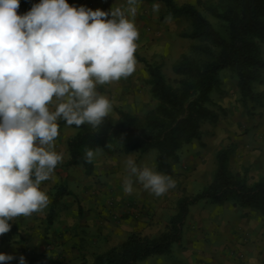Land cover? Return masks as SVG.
Here are the masks:
<instances>
[{
  "label": "clouds",
  "instance_id": "9594fccd",
  "mask_svg": "<svg viewBox=\"0 0 264 264\" xmlns=\"http://www.w3.org/2000/svg\"><path fill=\"white\" fill-rule=\"evenodd\" d=\"M19 6L20 0H0V236L10 232V222L48 207L41 184L54 179L64 158L55 151L59 121L93 130L104 124L113 103L98 86L135 72L139 39L138 0L109 11L40 0L19 15ZM98 151L86 149L85 161L92 163ZM126 173L125 195L136 190L134 183L157 197L176 186L132 156ZM13 259L0 253V264ZM19 264H26L23 255Z\"/></svg>",
  "mask_w": 264,
  "mask_h": 264
},
{
  "label": "trees",
  "instance_id": "16d2710c",
  "mask_svg": "<svg viewBox=\"0 0 264 264\" xmlns=\"http://www.w3.org/2000/svg\"><path fill=\"white\" fill-rule=\"evenodd\" d=\"M145 1L163 2L170 15L189 20L191 30L184 36L198 41L190 48L202 59L183 54L173 65V71L181 77L179 86L174 87L161 64L136 54V59L146 66L157 106L144 117L115 107L120 121L107 118L95 130L87 124L70 126L76 131L66 142L69 154L66 167L84 166L90 174L94 161H85V150H104L118 141L125 153L144 154L155 149L156 170L171 176L173 164L179 161V149L201 137L203 122L218 120V112L208 104L212 90L221 84L222 70L229 69L239 77L238 86L244 99L255 100L258 95L253 83L260 80L264 70V0H225L223 7L205 4V10L225 23V33L216 29L196 5L178 4L176 0ZM59 125V129L67 126L64 121H59ZM229 152L228 148L218 150L213 179L202 191L179 198L176 214L165 231L153 237L131 234L120 245L96 254L94 264H137L168 253L183 238L190 207L202 201L231 202L235 207L254 209L264 216V175L250 182L245 175L234 173L229 166Z\"/></svg>",
  "mask_w": 264,
  "mask_h": 264
},
{
  "label": "crops",
  "instance_id": "0c3cea01",
  "mask_svg": "<svg viewBox=\"0 0 264 264\" xmlns=\"http://www.w3.org/2000/svg\"><path fill=\"white\" fill-rule=\"evenodd\" d=\"M39 2L20 0L18 14L27 13ZM68 3L104 11L113 6L127 7V0H68ZM138 5L134 23L139 31L137 44L142 45L149 33L145 34V25L153 27L167 8L160 1L138 0ZM221 148L211 153L212 161L216 162ZM207 152L192 151L186 158L190 160L188 166L192 162L199 165L189 180L199 181L204 176L202 167L207 164ZM233 153L232 150L230 163ZM63 165L58 164L54 179L41 184L49 196L48 207L42 213L10 222V232L0 236V253L16 257L7 264H19L21 255L26 264H94L96 254L120 245L131 234L153 237L165 231L176 214L177 209L169 208L171 190L157 197L134 183L136 190L130 195L124 194L123 177L127 174L124 160L112 158L102 166L97 165L94 175H83L81 179L76 175L79 166H70L68 174L71 175L64 186L61 179L68 174H63ZM203 204L190 207L179 243L168 253L151 256L137 264H252L253 261L264 264L263 215L247 207L219 204V209H204Z\"/></svg>",
  "mask_w": 264,
  "mask_h": 264
},
{
  "label": "rangeland",
  "instance_id": "374dc122",
  "mask_svg": "<svg viewBox=\"0 0 264 264\" xmlns=\"http://www.w3.org/2000/svg\"><path fill=\"white\" fill-rule=\"evenodd\" d=\"M176 2L178 4L191 3L196 5L216 29L221 31V33H225V23L204 9V5L209 3L223 7L225 0H176ZM91 4L92 2H89V5ZM156 8L158 9L157 6ZM163 10L165 11L164 6ZM190 30L191 24L187 18L172 16L165 12L159 21L154 22L153 27L145 25V34L147 32L151 33V39L148 38V33L145 36V42L142 45H138V51L136 50L134 55L139 54L149 62L161 64L162 71L168 81L174 87H178V80L181 77L175 74L173 65L185 53L195 60L202 59L200 55L194 53L190 48L191 44L198 41L184 36ZM262 50L264 55V43H262ZM219 77H221V84L212 90V100L208 104L218 112V120L215 123L210 121L203 122L201 125V137L183 145L177 152L179 161L173 164L171 175L176 182V186L170 189V209H177V200L179 198L199 193L213 179L216 162L211 160V153L215 152L219 147L230 148L229 166L234 173L245 175L250 182L264 175V91L260 90V86L264 85V70L260 80L253 83L254 91L258 94L255 100L242 97L238 86L239 77L231 70H222L219 73ZM150 88L151 84L146 66L136 59V70L130 77L121 79L112 85L98 86V91L108 96L113 103V111L109 119L113 122H119L120 117L115 111V107L139 117H144L157 106L158 101L151 94ZM75 131L70 126L60 128L59 136L55 142V151L63 153V174H68L66 161L69 158V154L66 142ZM189 146L192 148L187 149ZM121 149L122 144L118 141L109 144L104 150L99 149L94 160V168L90 174L94 175L97 165L102 166L112 158H118L126 162L129 156H132L135 161L140 162L142 165L143 162H146L149 167L154 165V170L157 171L155 166L157 151L155 149H151L144 154L138 152L125 153ZM196 150H208L205 154L207 164L202 167L204 176L199 181L197 179L191 181L189 179L195 175L199 165L192 162L188 166L187 164L190 160H186V158L192 151ZM232 150L234 153L230 163ZM236 152L238 153L235 154ZM213 162L215 165H213ZM90 174H87L84 166H79V171L76 173L79 179L83 175ZM70 175L69 173L64 179H61V185L67 184ZM202 203H204V209L207 207L209 209H219L221 207L219 204L210 202L202 201ZM232 205L233 203L226 202L223 206L230 207Z\"/></svg>",
  "mask_w": 264,
  "mask_h": 264
}]
</instances>
